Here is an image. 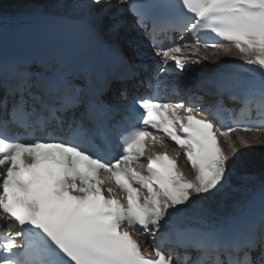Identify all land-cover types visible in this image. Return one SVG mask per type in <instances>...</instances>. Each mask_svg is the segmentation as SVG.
<instances>
[{"label": "snow or ice", "instance_id": "snow-or-ice-1", "mask_svg": "<svg viewBox=\"0 0 264 264\" xmlns=\"http://www.w3.org/2000/svg\"><path fill=\"white\" fill-rule=\"evenodd\" d=\"M26 2L0 11V264H264V177L232 211L197 203L243 163L230 134L264 130V0ZM192 43L235 49L250 68L189 77L209 60L199 47L182 55ZM198 92L216 112L262 119L226 125L204 115Z\"/></svg>", "mask_w": 264, "mask_h": 264}, {"label": "bare ground", "instance_id": "bare-ground-1", "mask_svg": "<svg viewBox=\"0 0 264 264\" xmlns=\"http://www.w3.org/2000/svg\"><path fill=\"white\" fill-rule=\"evenodd\" d=\"M27 7L26 0H3L0 5V11L16 13ZM131 37L136 38L135 31L129 33ZM119 39V38H117ZM195 48L189 51L192 59L197 57L193 55ZM204 55H209V60L202 63H197L190 70V74L199 77L202 74H215L222 71H227L235 63L242 62L233 49L232 53H224L219 49L214 51H200ZM215 52L216 56L211 53ZM231 142L235 143L239 149V158L243 163L237 167V170L230 177V185L222 193L205 198L197 203L205 207H210L218 212H229L238 206L250 193L254 184H257L261 177H264V146L255 144V140H264L263 133L253 132H235L230 135ZM244 138L253 142V146L249 148L242 147L238 139ZM225 142V154H229L228 142Z\"/></svg>", "mask_w": 264, "mask_h": 264}, {"label": "water", "instance_id": "water-1", "mask_svg": "<svg viewBox=\"0 0 264 264\" xmlns=\"http://www.w3.org/2000/svg\"><path fill=\"white\" fill-rule=\"evenodd\" d=\"M227 188H225V190H226Z\"/></svg>", "mask_w": 264, "mask_h": 264}]
</instances>
